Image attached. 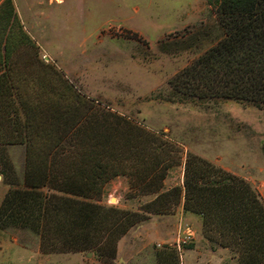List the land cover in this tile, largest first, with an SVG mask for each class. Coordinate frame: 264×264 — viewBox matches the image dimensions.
Segmentation results:
<instances>
[{
	"label": "trees",
	"instance_id": "1",
	"mask_svg": "<svg viewBox=\"0 0 264 264\" xmlns=\"http://www.w3.org/2000/svg\"><path fill=\"white\" fill-rule=\"evenodd\" d=\"M204 1L221 35L168 80L167 101L231 100L258 107L264 116V0ZM0 21V178L7 186L0 229L35 235L41 253L92 250L107 264L129 227L179 204L199 216L202 237L231 252L234 264H264V206L246 181L184 152L180 184L159 191L167 169L179 163L178 147L92 100H69L78 95L64 81L61 93L50 90L54 98H22L12 83L13 43L6 28L14 22L16 40L27 38L10 0L0 2ZM128 37L139 41L135 33ZM10 145L23 147L19 182L6 152ZM260 151L264 157V141ZM115 176L126 179L130 194L153 199L141 211L100 204L104 184ZM154 257L155 264L177 262L168 246Z\"/></svg>",
	"mask_w": 264,
	"mask_h": 264
},
{
	"label": "rangeland",
	"instance_id": "2",
	"mask_svg": "<svg viewBox=\"0 0 264 264\" xmlns=\"http://www.w3.org/2000/svg\"><path fill=\"white\" fill-rule=\"evenodd\" d=\"M10 4L27 38L16 40L14 22L5 30L13 43L12 83L22 98H54L50 90L61 93L64 81L78 95L69 100H92L149 132L161 133L178 147L179 163L167 169L159 191L180 184L181 160L188 152L242 178L264 206L262 111L231 100L167 101L172 100L168 80L221 35L204 0H10ZM2 25L0 21V38ZM130 33L139 41L129 38ZM6 152L19 182L23 147L10 145ZM6 189L0 178V198ZM153 197L130 194L126 179L115 176L104 184L98 202L141 211ZM170 208L167 213H147L129 227L116 241L107 264H155L154 253L162 246L176 252V264H234L231 252L202 237L198 215L182 211L179 204ZM0 264L105 263L92 250L41 253L35 235L4 228Z\"/></svg>",
	"mask_w": 264,
	"mask_h": 264
},
{
	"label": "water",
	"instance_id": "3",
	"mask_svg": "<svg viewBox=\"0 0 264 264\" xmlns=\"http://www.w3.org/2000/svg\"><path fill=\"white\" fill-rule=\"evenodd\" d=\"M85 255H88L87 253Z\"/></svg>",
	"mask_w": 264,
	"mask_h": 264
}]
</instances>
